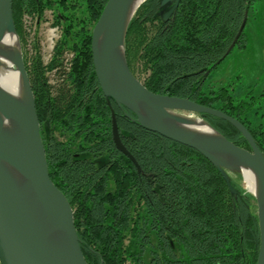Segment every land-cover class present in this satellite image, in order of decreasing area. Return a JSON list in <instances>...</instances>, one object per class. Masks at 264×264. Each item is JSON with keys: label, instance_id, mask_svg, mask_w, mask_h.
I'll use <instances>...</instances> for the list:
<instances>
[{"label": "trees", "instance_id": "trees-1", "mask_svg": "<svg viewBox=\"0 0 264 264\" xmlns=\"http://www.w3.org/2000/svg\"><path fill=\"white\" fill-rule=\"evenodd\" d=\"M64 1H68L64 22L52 2L44 0H13V15L22 44L26 40L23 30L26 13L42 20L45 9L52 8L53 22L62 26V35L47 64L39 39L34 41L32 55L23 51L45 150L44 129L50 124L45 111L49 107L53 130H60L65 122L69 139H74V134L82 140L94 137L96 148L108 147L110 153L120 154L127 163L125 181L120 182L113 198L107 199V193H94L87 178L82 183L85 171L61 169L62 159H50L46 154L51 179L72 207L80 205L87 213L81 223L75 214V226L87 262L124 264L126 251L134 252L142 244L145 248L152 245L151 235L156 233L165 249L173 242L176 250L188 251L191 264H257L260 231L256 205L252 203L255 197L236 179L241 175L231 174L232 183L240 192L233 199L226 181L206 157L142 127L133 120L135 115L131 111L122 109L111 99L123 143L137 160L141 173L129 157L113 148L110 105L97 79L91 50L92 29L106 2ZM258 2L180 0L173 15L163 21L158 14L160 0H146L129 25L125 48L132 72L148 89L189 98L236 117L251 131L264 153V132L257 135L245 119L254 109V97L249 94L241 97L231 80L218 84L212 80L214 70L224 59L217 62L234 40L245 12L251 15ZM244 36L245 29L233 50L245 47ZM67 51L73 53L69 69L63 61ZM48 73L55 77L54 84ZM200 116L231 141L250 149L245 137L229 122L210 114ZM54 173H59V177ZM152 181L159 190L158 204L151 202L154 200ZM77 183L83 187L81 190ZM143 196L147 197L144 207L149 209L148 219L137 213V221L142 216L144 222L132 227V219L123 221L122 216L136 209ZM105 209L111 215H103ZM153 216L155 222L151 221ZM126 227L133 230L127 247L123 244ZM147 249L150 256L146 259L133 258L138 264H156V247Z\"/></svg>", "mask_w": 264, "mask_h": 264}, {"label": "water", "instance_id": "water-1", "mask_svg": "<svg viewBox=\"0 0 264 264\" xmlns=\"http://www.w3.org/2000/svg\"><path fill=\"white\" fill-rule=\"evenodd\" d=\"M145 1L136 4V0H107L92 29L93 65L111 107L116 147L141 169L120 138L111 99L131 111L133 120L142 127L206 157L226 181L233 199L240 192L233 185L231 174L243 177L242 168L250 169L257 183L256 191L247 189L257 205V264H264V153L251 131L236 117L189 98L153 92L132 72L126 56V37L133 17ZM179 3L180 0H160L158 14L163 21L173 15ZM247 19L248 11L217 63L233 50ZM7 34L16 37V47L3 46ZM7 60L18 72L21 97L0 84V264H88L71 203L49 174L35 95L14 21L13 0H0V70ZM200 114L229 122L245 137L250 149L228 139ZM198 122L208 129H196Z\"/></svg>", "mask_w": 264, "mask_h": 264}, {"label": "flooded vegetation", "instance_id": "flooded-vegetation-1", "mask_svg": "<svg viewBox=\"0 0 264 264\" xmlns=\"http://www.w3.org/2000/svg\"><path fill=\"white\" fill-rule=\"evenodd\" d=\"M32 1V0H29ZM46 2L51 1L52 4L55 7V11L60 17V20L64 22V18L66 15L63 14L64 7H67L68 1L64 0H44ZM107 2V0H102ZM103 9V8H102ZM102 11V10H101ZM45 15H51L52 19L54 16V9L47 8L44 12ZM96 23V22H95ZM95 25V24H94ZM61 26V25H60ZM94 27V26H93ZM62 28V26H61ZM122 109H126L123 108ZM111 110V107H110ZM49 107H47L45 111V118L50 121V124L46 126L45 124V141H46V154L50 157V159H53L55 157H60L61 163L60 167L61 169H81L82 171H85V174L82 175V183H84V179L87 178L88 181H90V187L92 190H94V193H107L108 198L112 199V194L115 192H118L120 182L125 181L126 177V167L127 163L124 160V158L121 157L120 154H112L110 153V150L108 147L101 148V147H95V138L89 137L86 139H80L77 135L74 134V139H69L67 137L66 130L64 129L66 126V123H62V127L60 130H53L52 126H54V123L50 120L51 114L49 113ZM44 114V112H42ZM67 117L69 115H66ZM117 119V118H116ZM49 123V122H48ZM118 123V122H117ZM52 125V126H51ZM78 125V123L73 124ZM51 126V129H50ZM119 128V125H118ZM51 134V135H50ZM110 134L112 136L113 141V148L125 155L123 152H121L117 147L113 140V131H112V112H111V124H110ZM120 134V131H119ZM84 136V135H83ZM121 138V135H120ZM122 140V138H121ZM123 142V140H122ZM124 144V143H123ZM106 151V152H105ZM127 156V155H125ZM128 157V156H127ZM132 161V160H131ZM133 165L136 167L137 171L141 173V169L139 170L137 166L132 161ZM58 172V171H57ZM56 177H59V173H54ZM118 176L123 177V180H120ZM61 178H63L61 176ZM153 182V181H152ZM62 183V182H61ZM63 184V183H62ZM79 183H77L78 190H81L83 188L82 186H78ZM152 191L154 193V200H151L153 203L155 201V204H158L159 202V190L157 188V185L152 183ZM145 199H147L146 196H143L141 198V204H137L136 209L130 212V214L127 216L126 213L123 214V211H121V216L123 221L131 220L132 227L136 226L137 224H142L144 222V219L142 216L144 215L145 220L148 219L149 215V209L144 204L146 203ZM72 206V205H71ZM74 211V221H75V214H77L79 218V223L82 221H85L87 218V213H85L82 208L79 207H72ZM93 213H96L97 211H92ZM103 215H111V212L109 209H105V211H102ZM137 213H141L142 216H140V221H137ZM104 217V216H103ZM155 222V217L153 216L151 218V221ZM128 227V224H127ZM125 228L124 236H123V244L125 247L129 246L132 240V228L127 229ZM77 230V229H76ZM155 233V232H154ZM85 236V235H84ZM83 236V238H84ZM82 241V240H80ZM84 241V240H83ZM152 245H148L146 248L142 244L138 250H135L134 252H129L132 254H129L126 251V261L124 264H138V260H134L133 258H147L150 255V250L147 248H154V258H156V264H191V261L187 258L188 251L186 250H176V246L173 242H170V246H168V249H165L164 244L160 243L158 240V237L155 233L151 235ZM244 258V256H243ZM89 264V263H88Z\"/></svg>", "mask_w": 264, "mask_h": 264}, {"label": "rangeland", "instance_id": "rangeland-1", "mask_svg": "<svg viewBox=\"0 0 264 264\" xmlns=\"http://www.w3.org/2000/svg\"><path fill=\"white\" fill-rule=\"evenodd\" d=\"M258 1L255 5L256 9L251 15H248L244 36L245 47H236L214 70L212 80L217 84L231 80L234 82L235 92L239 90L240 93H237L241 97L246 94L254 97V109L248 113L245 119L249 127L257 135H260L261 132H264V0ZM42 24L36 28L33 27L31 29L33 34L30 35L39 39L40 46L45 40V29ZM60 34L62 35V33ZM23 48L22 44V51ZM48 76L51 84H54L55 77L51 73H48ZM217 77H221V79L218 80ZM236 179L247 189L246 179H243L242 176ZM252 203L256 205V201Z\"/></svg>", "mask_w": 264, "mask_h": 264}, {"label": "built area", "instance_id": "built-area-1", "mask_svg": "<svg viewBox=\"0 0 264 264\" xmlns=\"http://www.w3.org/2000/svg\"><path fill=\"white\" fill-rule=\"evenodd\" d=\"M42 22L44 23L42 24ZM41 24L45 29V40L42 42L40 48H41V51H43L42 53L43 61L45 64H47L48 62L52 60L56 44L61 37L60 33H62L61 26L53 22L51 15H48V16L45 15L44 19L40 20L37 17H34L32 14H29V13L24 14L23 30L25 33L26 40H25V43L23 44V47H24L23 51L25 53H28V55H32V53L34 52L33 44H34L35 39L37 38L35 36H30L31 33L33 34L31 29L33 27L36 28L37 26H40ZM72 58H73L72 52L67 51L63 55L64 64L68 67V69H69V65H70Z\"/></svg>", "mask_w": 264, "mask_h": 264}, {"label": "bare ground", "instance_id": "bare-ground-1", "mask_svg": "<svg viewBox=\"0 0 264 264\" xmlns=\"http://www.w3.org/2000/svg\"><path fill=\"white\" fill-rule=\"evenodd\" d=\"M143 0H136V4ZM17 40L14 35L7 34L3 39V46L6 48L16 47ZM0 84L13 93L16 96L21 97L19 92V76L18 72L12 68V64L9 60L6 62V66L0 70ZM196 129L205 131L208 128L201 122L197 123ZM243 179H246L247 189L254 192L257 189V183L254 173L247 168H242Z\"/></svg>", "mask_w": 264, "mask_h": 264}]
</instances>
